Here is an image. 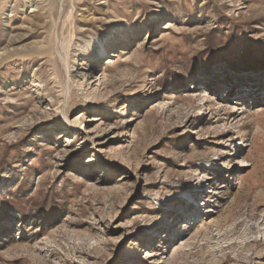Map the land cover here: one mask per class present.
<instances>
[{
  "label": "rangeland",
  "instance_id": "obj_1",
  "mask_svg": "<svg viewBox=\"0 0 264 264\" xmlns=\"http://www.w3.org/2000/svg\"><path fill=\"white\" fill-rule=\"evenodd\" d=\"M0 264H264V0H0Z\"/></svg>",
  "mask_w": 264,
  "mask_h": 264
}]
</instances>
